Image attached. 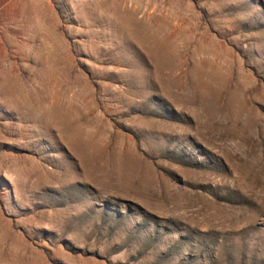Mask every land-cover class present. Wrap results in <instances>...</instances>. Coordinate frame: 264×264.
I'll return each instance as SVG.
<instances>
[{"label": "rangeland", "instance_id": "374dc122", "mask_svg": "<svg viewBox=\"0 0 264 264\" xmlns=\"http://www.w3.org/2000/svg\"><path fill=\"white\" fill-rule=\"evenodd\" d=\"M0 264H264V0H0Z\"/></svg>", "mask_w": 264, "mask_h": 264}]
</instances>
